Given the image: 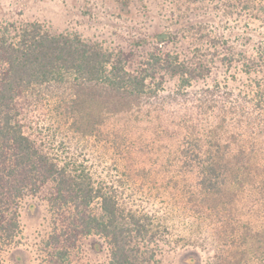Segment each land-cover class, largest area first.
<instances>
[{"label": "trees", "instance_id": "16d2710c", "mask_svg": "<svg viewBox=\"0 0 264 264\" xmlns=\"http://www.w3.org/2000/svg\"><path fill=\"white\" fill-rule=\"evenodd\" d=\"M240 3L264 27V0ZM228 38L247 80L216 77L218 33L193 56L158 48L137 63L0 21V264L34 198L51 218L40 264H85L92 238L103 264H171L169 251L175 264H264V34ZM178 217L189 253L171 240Z\"/></svg>", "mask_w": 264, "mask_h": 264}, {"label": "rangeland", "instance_id": "374dc122", "mask_svg": "<svg viewBox=\"0 0 264 264\" xmlns=\"http://www.w3.org/2000/svg\"><path fill=\"white\" fill-rule=\"evenodd\" d=\"M0 21L17 26L39 23L54 34L78 35L87 42L116 53L134 51L137 63L147 60L158 48L178 53L182 58L193 56L198 47L205 50L213 47L218 33L221 39V43L217 44L219 57H214L213 65L220 80L224 76L248 79L240 64L229 66L225 60L230 56L224 43L228 36L250 29L264 34L260 21L248 16L240 0H0ZM200 23H204L201 28ZM174 32H178L177 37L169 41V33ZM163 34L168 37L158 39ZM210 81H204L199 86L210 84ZM175 84L169 83L168 89H173ZM124 196L133 197L131 200L135 199L136 207L147 206V199L142 193L125 191ZM144 198L145 201L141 202ZM178 218L170 230L171 240L189 253L195 248L182 241L181 236L188 237V234H185L184 223ZM50 220L47 203L43 199L27 201L22 211L23 245L6 256L7 264H40L41 241L51 232ZM85 246L89 256L85 264L105 263L106 253L99 240L92 238ZM165 252L168 250L164 249ZM173 255L170 251L167 254L171 264H175Z\"/></svg>", "mask_w": 264, "mask_h": 264}, {"label": "water", "instance_id": "95a60500", "mask_svg": "<svg viewBox=\"0 0 264 264\" xmlns=\"http://www.w3.org/2000/svg\"><path fill=\"white\" fill-rule=\"evenodd\" d=\"M168 37L167 34H163L161 36L158 37V39L162 40V39H166Z\"/></svg>", "mask_w": 264, "mask_h": 264}]
</instances>
